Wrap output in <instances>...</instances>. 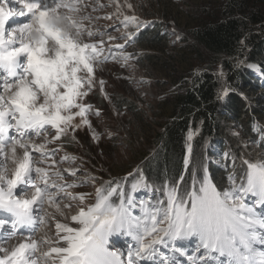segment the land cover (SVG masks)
I'll return each mask as SVG.
<instances>
[{
	"label": "snow or ice",
	"instance_id": "obj_1",
	"mask_svg": "<svg viewBox=\"0 0 264 264\" xmlns=\"http://www.w3.org/2000/svg\"><path fill=\"white\" fill-rule=\"evenodd\" d=\"M84 7L83 0H0V242L17 234L25 237L10 252L0 247L5 253L0 264H125L108 249L109 237L115 235L135 241L126 264H182L177 253L187 256V264H264V160L252 162L224 152L221 167L231 171L227 186L221 187L213 182L207 164L195 158L191 143L195 132L187 137L184 159L191 185L183 174L166 181L155 189L164 199L141 207L140 215L132 213L137 205L130 194L111 182L107 188H97L95 203L87 207L83 205L88 194L68 192L88 181L68 183L63 173L76 177L78 169L59 170L54 157L62 145L51 150L48 145L62 137L75 140L76 131L84 128L98 139L89 117L99 116L100 110L94 111L86 99L97 85L104 99L110 97L96 70L117 59L116 49L134 43L133 32L123 37L126 44L107 49L102 38L85 42V35L90 40L97 34L85 29L83 21L90 17L77 19ZM122 23L125 29L142 26L136 16L125 15ZM112 39L116 37L109 34ZM134 58L126 51L119 54L122 66ZM242 63L237 60V66ZM229 91L234 90L225 86L217 98L223 100ZM41 137V143L34 142ZM17 148L23 150L21 156ZM237 159L247 165L239 181ZM75 160L65 155L60 163ZM137 171L133 190L140 184L150 187L142 171ZM114 195L119 204L111 200ZM62 203L68 209L81 205L71 216L77 226L57 221L59 246L41 252L42 245L52 243L46 237L34 238L50 215L45 205L59 210ZM193 238V245L176 243Z\"/></svg>",
	"mask_w": 264,
	"mask_h": 264
},
{
	"label": "trees",
	"instance_id": "obj_2",
	"mask_svg": "<svg viewBox=\"0 0 264 264\" xmlns=\"http://www.w3.org/2000/svg\"><path fill=\"white\" fill-rule=\"evenodd\" d=\"M133 1L142 15L156 19L158 24L135 34L134 43L128 42L130 46L126 44L124 51L134 55L131 61L145 77L153 81L154 76L170 79L168 82L178 87L168 99L154 103L155 122L148 121L139 103L117 96V110L128 117L125 130V123L121 128L128 133L127 146L136 166L131 162L115 171L110 167L109 177L102 174L99 188H107L111 182L131 194L137 170L142 171L150 187L140 185L154 198L164 199L155 189L179 179L181 174L190 186L184 159L191 132L197 133L191 141L197 162L206 163L213 182L226 187L231 169L221 167L224 152L243 155L252 162L264 158V88L253 80L251 85L253 76L246 70L247 65H255L264 75V0H182L179 4L177 0ZM186 4L189 9L184 11L180 5ZM169 24L184 33L172 54H168L169 35L164 30ZM238 59L243 61L239 66ZM225 86L234 91L218 99ZM249 97H254L253 106ZM230 123L239 125L241 137L225 132ZM241 139L254 141L255 151L249 150L245 156L246 148L239 150ZM74 141L71 136L64 139L70 152L74 151ZM237 168L244 173L247 165L237 159L235 171ZM179 187L183 190L185 184ZM111 200L120 203L116 195Z\"/></svg>",
	"mask_w": 264,
	"mask_h": 264
},
{
	"label": "rangeland",
	"instance_id": "obj_3",
	"mask_svg": "<svg viewBox=\"0 0 264 264\" xmlns=\"http://www.w3.org/2000/svg\"><path fill=\"white\" fill-rule=\"evenodd\" d=\"M179 1L182 0H177L176 2L179 4ZM128 4L132 5L131 9H129ZM83 5L86 7H84V10L78 14L77 19L82 16L90 17V19L83 21L85 29L91 30L97 34L90 40L85 35V42H96L102 38L105 41L106 49L111 45L123 44L125 41L123 37L129 32V28L125 29L122 23L125 15L146 18L140 11H138L136 1L134 2L133 0H83ZM180 7L184 11L189 9L187 4L180 5ZM129 27L135 29L133 26ZM116 29L119 30L117 31ZM164 30L169 35L168 54H172L180 45V38L184 33L173 24H169L167 27L164 26ZM109 34L116 37V39L109 40ZM189 41L191 43L194 42L192 39ZM120 51L122 52V49L115 50L117 59L110 60L106 64L99 66L96 70L97 79H103L105 81L104 91L108 94L110 100L103 98L100 94L98 85L86 99V102L93 104L94 111L96 109L100 110L99 116L92 115L89 117L93 129L98 134V139H93L92 133L87 128L78 129L75 133L77 141H74V151L69 153V157L76 158L75 162L64 161L60 163L61 158L63 157L60 151L56 153L54 158L59 163V165L57 163L56 167L61 171L64 169H78L76 177L68 176L67 172L63 173L68 176V183L75 181V183L80 184L82 181H88L87 185L84 187L86 194H88L86 198V200L89 201L88 205L93 202L92 198H94V195L96 194V181H103L102 174L105 177H109L110 167L112 171H115L120 166H127L132 162V154L127 146L128 140L126 136H128V133L124 131L128 117H126L122 111L119 112L117 110L115 102L117 96L123 95L122 98H128L130 101H135L137 104L139 103L140 105L138 106L146 112L148 121L152 122L154 120L155 122L154 103L163 99H168L178 87L175 84L168 82L170 79L167 80L163 77L155 78L154 76V81L148 79L142 74L138 67L132 63V61H129L127 66H122V62L119 59ZM254 67L255 65L251 64L246 66L248 73L253 76L250 78V84L253 85L254 82V84L260 89H263L264 84L254 77ZM248 102L253 106L255 103L254 97H249ZM122 123H125V125H123L124 130L121 128ZM225 132H228L235 137H241L240 127L237 123H230ZM234 132L237 133V135H234ZM69 137L66 138L69 139ZM50 138L51 137H49V139ZM42 141L43 137L35 143L39 144ZM241 144L239 150L244 146L246 148L243 153L245 156H248L249 150L255 151L257 148L254 146V141L243 140L241 141ZM51 146L55 148L56 143L51 144ZM257 159H259V161L264 160L263 157ZM131 164L136 166L134 162ZM214 165L219 166L217 161H214ZM235 174L239 181V178L242 177L244 173L237 168ZM92 177L96 178L95 182H92ZM68 192L75 195L71 189ZM131 199L133 203L137 205L132 209L133 215H138V206L141 210V207H146L157 202V199H152L151 195L147 193L143 187L137 188L136 191L131 194ZM67 202L69 201H65V203ZM60 205V213L58 216L61 215L60 217L62 218V213H65L70 219L71 216L77 214L76 209L78 212L79 207H81V205L73 204V207L70 208V210H67L68 208H65L63 203ZM47 216V224L44 229H46L49 235H51L53 229V224L51 223H53L54 217H50L49 215H46L45 217ZM51 218L53 220H51ZM6 242L3 244H6ZM51 242L52 243L49 246H57L56 242ZM43 248L45 249V246Z\"/></svg>",
	"mask_w": 264,
	"mask_h": 264
},
{
	"label": "bare ground",
	"instance_id": "obj_4",
	"mask_svg": "<svg viewBox=\"0 0 264 264\" xmlns=\"http://www.w3.org/2000/svg\"><path fill=\"white\" fill-rule=\"evenodd\" d=\"M27 19H28L27 17L22 18V20H25V21H27ZM39 139L35 140L34 142L38 141ZM22 152H23L22 149L17 148V155L18 156H21ZM34 155H38V154H34ZM11 167H12L11 164H9V169H11ZM21 198H24V197H21ZM60 206H59V210H57L55 207H49L47 204L45 205L46 213L50 214L49 215L50 217H54V220L51 218V220H53V223H51V224H53L52 233H51V235H49L48 231L46 229H44L45 225L47 224V218H48V216H47V217H45L46 222L43 225L39 226V228L35 234V237H34L35 239H37L39 241L42 237H46L48 240L56 242V228H55L54 224L56 225L57 221L60 223H63V224H68L70 226H74V227L77 226V225L72 224L71 219L68 218V216H66L65 213H62V218L60 217L61 215L58 216V214L60 213ZM67 210H70V209H67ZM73 214H74V212H73ZM20 231H23V229L21 228ZM24 238H25L24 236L17 234L15 236H12L9 239H7V242H9V243L6 242V244H3L4 242H0V245H1L0 247L8 249V251L10 252L19 243L24 242ZM113 238H114V236L109 237L108 249H109V251L116 252L117 255H118V252H120V255H118V256H120V258L122 260H124L125 264H126L127 251L125 250L123 245L121 244L118 246H111V247L109 246V244L112 242ZM44 246H45V249L43 248ZM57 246H59V245H57ZM48 248H49V245H47V244L42 245L41 246V252L46 251ZM4 255H5L4 252H0V257H4ZM37 255H40V252H38ZM183 264H187V263L185 262Z\"/></svg>",
	"mask_w": 264,
	"mask_h": 264
}]
</instances>
